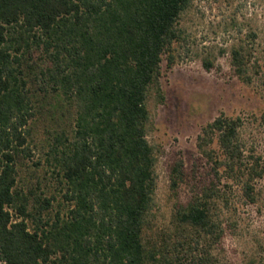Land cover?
Masks as SVG:
<instances>
[{"label": "trees", "instance_id": "trees-1", "mask_svg": "<svg viewBox=\"0 0 264 264\" xmlns=\"http://www.w3.org/2000/svg\"><path fill=\"white\" fill-rule=\"evenodd\" d=\"M192 2L0 0V264H218L199 247L223 234L213 214L215 178L195 180L194 167L188 180L181 158L173 181L188 180L191 195L177 205L176 240L158 246L144 234L158 162L148 100L153 91L164 100L162 62L167 55L174 63L181 14ZM250 61L243 46L233 48L232 66L246 81ZM45 100L54 119L67 121L48 149L66 204L55 218L46 213L56 196L18 184V162L33 153L30 123ZM242 124L221 113L203 127L199 147L214 173L225 166L242 177L255 201L264 165L245 159ZM215 136L223 160L209 148Z\"/></svg>", "mask_w": 264, "mask_h": 264}, {"label": "rangeland", "instance_id": "rangeland-1", "mask_svg": "<svg viewBox=\"0 0 264 264\" xmlns=\"http://www.w3.org/2000/svg\"><path fill=\"white\" fill-rule=\"evenodd\" d=\"M179 27L182 38L173 45L174 63L169 64L167 55L162 62L164 100L154 91L148 100V138L157 150L158 162L155 202L145 238L158 246L176 240L181 228L177 205L191 195L188 180L195 167V180L215 178L218 195L213 214L223 233L220 239L203 237L200 250H209L218 264H264V173L255 180L256 199L250 201L244 179L225 166L218 175L214 173V161L199 147L203 127L218 115L240 116L245 159L254 156L264 165V0H193L182 12ZM240 46L251 57L250 81L239 77L232 66V50ZM205 58L214 62L211 70L206 69ZM39 99L42 103L43 97ZM44 105L30 123L33 153L18 162V184L26 192L56 196L46 213L55 218L65 212L66 204L48 149L67 121L51 116L47 100ZM209 148L215 150V157L225 158L217 136ZM180 158L190 175L174 184L173 166Z\"/></svg>", "mask_w": 264, "mask_h": 264}]
</instances>
